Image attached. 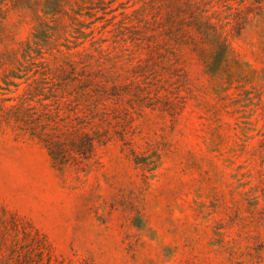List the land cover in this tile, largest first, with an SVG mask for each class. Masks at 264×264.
Instances as JSON below:
<instances>
[{
    "label": "rangeland",
    "instance_id": "rangeland-1",
    "mask_svg": "<svg viewBox=\"0 0 264 264\" xmlns=\"http://www.w3.org/2000/svg\"><path fill=\"white\" fill-rule=\"evenodd\" d=\"M7 1L32 49L0 68V264H264L249 2L209 0L204 34L166 0Z\"/></svg>",
    "mask_w": 264,
    "mask_h": 264
},
{
    "label": "trees",
    "instance_id": "trees-1",
    "mask_svg": "<svg viewBox=\"0 0 264 264\" xmlns=\"http://www.w3.org/2000/svg\"><path fill=\"white\" fill-rule=\"evenodd\" d=\"M218 1L224 2L227 0H218ZM247 1L249 2L248 8L255 12L254 14L255 21L257 20V22H262V20L264 19V0H247ZM15 2H17L18 4L19 1L17 0ZM166 2H167L166 5L171 8V11L175 15L185 16L186 19H188L187 23H189L190 26L195 27L196 29H198L204 34L208 33L210 23H209L208 16H206L207 10L204 7L205 5H208L210 3L209 0L208 1L206 0H166ZM16 9H17V5L13 4L12 1L0 0V31H1L0 47L1 46L4 47L0 51V68L2 69L6 67H10L11 65L15 63V55L17 54V52H19V54L21 53L20 55H22L23 58H25L30 55V52L32 49V46L29 42L21 43L19 47L16 49H9L5 45V41H8L7 40L8 38H6L5 34L2 33L3 31L2 24L5 21L7 14L10 11H13ZM34 15L37 16L38 12L34 11ZM241 24H244V23H241ZM241 24L237 23L238 26H240ZM238 31L239 33L243 31V25H241V27L238 28ZM214 40H215V44L218 50L223 49L225 51L228 49V44L226 42V39L219 41L217 38V40L216 39ZM39 42H40V39L38 37H34L32 41L33 45L36 47H39L41 46ZM6 80L10 81V79H8L7 77H6ZM11 84H14V83L11 81ZM7 85H10V84H7ZM259 104H261V107H262V117L264 120V105L261 103V101L259 102ZM260 135L264 137V132ZM81 154L83 153H80V155ZM35 234L38 235L37 232H35ZM20 248L21 249L16 251V253L18 254V255L16 254L18 259L20 257V259L18 260V264H31L32 262H36L37 264L39 259L42 258L43 256L44 250L39 245H36V244L31 245V248L33 249V252H34V254L32 255V258L35 257L33 259H31V253L24 252L23 247H20Z\"/></svg>",
    "mask_w": 264,
    "mask_h": 264
}]
</instances>
